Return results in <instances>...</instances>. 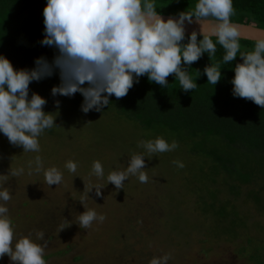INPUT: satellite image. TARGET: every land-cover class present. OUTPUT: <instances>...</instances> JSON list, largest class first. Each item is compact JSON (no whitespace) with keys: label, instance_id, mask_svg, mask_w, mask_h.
Here are the masks:
<instances>
[{"label":"rangeland","instance_id":"rangeland-1","mask_svg":"<svg viewBox=\"0 0 264 264\" xmlns=\"http://www.w3.org/2000/svg\"><path fill=\"white\" fill-rule=\"evenodd\" d=\"M47 99L45 111L57 116L58 126L38 138V153L23 152L0 135V175L25 169L2 182L12 197L7 206L15 232L44 233L46 264H150L165 254L168 264H264L262 179L242 185L236 194L240 182L224 171L216 177L204 157L189 152L185 135L169 134L167 139L164 134L178 147L145 158L148 181L129 176L122 189H115L107 176L126 169L130 157L144 151L139 142L155 140V131L105 108L85 115L81 97ZM54 99L61 101L59 107ZM37 155L44 169L61 171L59 185L49 186L44 170L27 174ZM69 160L77 163L75 173L65 167ZM94 161L102 164L103 177L94 174ZM95 187H103L101 198ZM257 192L263 197L260 203ZM89 209L105 219L83 228L78 217ZM0 264L12 262L5 256Z\"/></svg>","mask_w":264,"mask_h":264},{"label":"clouds","instance_id":"clouds-1","mask_svg":"<svg viewBox=\"0 0 264 264\" xmlns=\"http://www.w3.org/2000/svg\"><path fill=\"white\" fill-rule=\"evenodd\" d=\"M160 10L156 0H46L42 10L43 38L38 43L52 49V57L42 54L34 58L31 67H15L0 53V135L23 152L40 151L38 138L45 130L58 126L57 116L45 111L48 99L30 85L53 77H58L59 83L51 87V97L73 98L79 93L83 98L80 110L87 115L102 111L113 96L125 97L141 77L167 88L168 77L173 76L180 89L188 93L197 88L201 75L217 85L224 76L221 64L235 61L231 95L264 108V30L234 23L233 0H196L190 11L167 17ZM246 39L254 40L253 50H241V40ZM218 45L224 50L222 60L206 64L202 72L197 69L194 80L189 73L191 66L204 54L209 59L215 56ZM54 103L59 107L61 101L54 99ZM138 147L144 151L133 154L126 169L107 176L108 184L115 189H122L129 176H138L141 183H146L149 178L144 171L145 158L171 152L178 144L157 137L139 142ZM173 163L184 167L181 161ZM65 167L75 173L77 163L69 160ZM41 170L49 186L62 182L61 171L54 166L44 169L37 155L29 161L27 174ZM93 172L103 177L99 161L93 162ZM23 174L25 169L20 167L0 175V260L7 256L12 264H46L44 233L18 236L7 206L12 197L2 182ZM93 189L97 198L103 196V187ZM104 219V215L89 209L79 215L78 222L88 228L94 221ZM169 259L165 254L154 257L150 264H168Z\"/></svg>","mask_w":264,"mask_h":264},{"label":"trees","instance_id":"trees-1","mask_svg":"<svg viewBox=\"0 0 264 264\" xmlns=\"http://www.w3.org/2000/svg\"><path fill=\"white\" fill-rule=\"evenodd\" d=\"M195 2L156 0L164 10L160 11L171 15L190 11ZM45 3L46 0H0V53L5 54L15 67H31L35 57L43 54L51 58L53 55L52 49L38 43L43 38ZM233 8L232 21L264 28V0H233ZM254 43L241 40V50H253ZM223 54L219 45L210 59L204 54L189 69L192 78L196 80L197 69L202 72L206 64L219 63ZM239 59L237 57V61ZM234 65L235 61L221 64L224 76L215 86L207 82L206 75H201L196 81L197 88L188 93L180 89L173 76L168 77L167 88L141 77L125 97H111L105 109L123 114L143 130L155 131V137L166 135L169 139V134L185 135L182 141L191 142L189 152L204 157L217 171L216 177L224 171L240 182L236 185L238 194L242 185L258 178L264 181V108L243 98H233L230 80ZM58 83V77H53L33 83L30 88L53 98L50 90ZM75 96L82 98L79 93ZM260 193H256L258 203L263 199Z\"/></svg>","mask_w":264,"mask_h":264},{"label":"water","instance_id":"water-1","mask_svg":"<svg viewBox=\"0 0 264 264\" xmlns=\"http://www.w3.org/2000/svg\"><path fill=\"white\" fill-rule=\"evenodd\" d=\"M161 14H162L164 17H167V16L171 15V14H165V13H161ZM233 22H234V23H238V24L247 25V26H250L251 28H254V29H261V30H264L263 27H260V26H257V25L251 24V23H243V22H237V21H233ZM192 27H195V25L189 27V32L191 31ZM250 35H251V34H250ZM246 40H249V41H253V42H254V40H252V39H246Z\"/></svg>","mask_w":264,"mask_h":264}]
</instances>
